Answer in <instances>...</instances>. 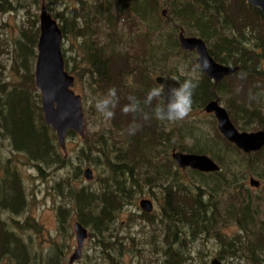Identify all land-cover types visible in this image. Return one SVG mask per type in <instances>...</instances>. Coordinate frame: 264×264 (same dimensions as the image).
<instances>
[{"label":"trees","instance_id":"16d2710c","mask_svg":"<svg viewBox=\"0 0 264 264\" xmlns=\"http://www.w3.org/2000/svg\"><path fill=\"white\" fill-rule=\"evenodd\" d=\"M54 1L0 0V17L10 13H19L22 8H25L27 12V19L19 25L18 35L11 38V44L5 37L0 35V55H11L14 62L12 68L15 70L16 75L22 79L19 81L15 78L10 82L0 83V137L3 134L11 135L15 152L18 155L29 154L31 160L38 163H48V160L50 162L55 161L57 156H54V151L62 149L60 144L56 143L58 136L56 138L53 128L45 122L42 99L40 92L36 90L33 73V66L37 59L36 48L40 37L38 14L33 9L39 8L41 3L51 7L54 5ZM112 1H105L108 13L99 22L101 26L108 25L110 29L107 34L108 44L97 46L96 43L99 41L94 38V42L90 41L91 44H88L87 59L92 64L94 74H96L95 77L98 79L96 85L106 94L110 88L116 89L118 102L113 109V120L119 128H122V131L123 129L126 131L124 135H127L126 141L129 145L126 150L118 151L115 160L109 162L111 173L103 180L102 192L89 195L87 193L90 191L89 188H84V190L78 192L80 210L84 207L81 210L80 220L83 221L86 218L85 209L92 214L98 210L93 205L94 198L92 197L97 196L98 200L96 199L95 205L101 210L102 216L100 219L98 218L99 220H96L97 223L93 222L97 225L94 228L99 232L109 231L110 229L113 231L114 226L108 222H114L115 218L117 219L122 213L123 207L130 203L136 195L142 194L145 188H152V190L160 191L163 196V200L160 201V204L162 202L161 211L163 217L166 216L165 233L167 241L170 242V247L167 249L159 247L160 253L154 254V258L151 259L153 262L156 264H190L186 251L171 246L177 244V246L185 249L188 241L192 240L190 233H188L189 229L195 232L193 236L209 234L213 239L221 241L223 239L222 231L218 228L217 220L222 216L221 213L225 212V214H228V216H225L227 220L237 222L241 232L238 239H242V243L240 247L237 245L223 247L219 255L223 263L264 264V226L263 223L259 224L258 222L260 205L254 204L251 192L246 189L244 182L234 187L226 178V168L231 169V172L228 173L231 174L234 169L240 170L247 168V166L249 168L254 166V162L246 161V159L250 160L251 158V160L257 159V167L253 170H255L254 173L261 171V176L264 172V151L252 154L244 153L246 156L244 165L239 160L232 159L231 154L228 151H223L224 148L217 143L207 144L211 143V140L200 141V135H196L197 132L194 129H190V133L187 135L185 134L187 131L184 132L186 128L180 126L175 130H168L161 122L156 120L160 126V129H158L153 115L156 104L150 106L144 104L149 92L146 68L156 71L160 60L165 62L166 59L168 60L170 56H173L176 52L179 53V51L193 56L181 48L179 37H177L181 31H184L187 37H200L203 39L207 47L209 46L210 55L217 63L225 66H237L241 62L244 64L243 66L249 67L247 65H251L252 62L248 63L243 58H245V53L249 54L251 52V49L243 50L238 44L227 41L223 37L225 31H231L233 34L238 35L244 33L241 35L246 36L247 32H250L246 30V27L256 28L258 27V21H261L262 31H264V19L260 9L252 7L247 0H121L120 4L117 3L119 9H127L128 6L134 5L136 7L134 12L138 13L137 18L142 21L143 19L148 21L164 5H168L170 8V15L161 17L159 20V32L152 31L149 28L147 38L139 33L133 38L132 42L135 41V47H138V44L142 47V52L145 54L142 57L139 53L133 55L127 50L122 51L124 46L121 45L124 40L121 41L123 39L121 32H117L118 35L115 37V41L112 39L113 32L117 30V22L111 11ZM97 11H100L99 8ZM57 18L61 19V15L59 14ZM130 22H132L131 17L128 23ZM64 25L65 23L62 27L60 25V28L66 36ZM6 27L7 24L0 23V29ZM111 29L114 31H111ZM81 30L80 27L78 31L74 32L78 38ZM222 30H224L223 33ZM121 31L123 32V30ZM160 32L163 35L167 33L163 40L159 38ZM96 33H98L97 29ZM259 42L260 45L257 46L264 51V47H262L264 40H258L256 44ZM210 43H213V45ZM129 47L132 48L133 44ZM152 51H154V54H151ZM255 53L256 49L249 55L256 57ZM64 58L66 60V57ZM145 58H147V62H144L143 59ZM129 60H132V62L129 63ZM258 60L260 62L264 61L263 54L259 55ZM142 62H144L142 65L144 69L141 67ZM148 62L151 63V67H149ZM5 69H7V66L0 61V82L3 81L4 77L2 75ZM66 69L68 70L67 61ZM134 70L136 72L135 79H132L130 89H128L125 74L130 75L128 72H134ZM131 76L133 77L132 73ZM185 78L178 77L177 79L182 82ZM242 79L245 85L251 83L250 78ZM152 81L155 83L153 79ZM155 84L157 86V83ZM212 89L213 85L210 80L207 76H204L193 96V111H201L209 102L218 99L214 96ZM95 90L98 89L95 87ZM102 90L99 89V91ZM229 93L237 97L236 93L238 92L232 87L229 89ZM228 95V93L221 94L222 97ZM129 96H134L140 101L141 112L125 114L122 111L124 106L130 103ZM144 114H148L150 119L145 120L143 118ZM133 125H139V128L135 130L134 134H130ZM176 131H178V134H176ZM48 132H52L51 138L48 136L50 134ZM121 137L125 138L123 135ZM189 137L199 139L197 143L203 147L212 146L213 153L205 151L204 148H200L196 152L183 150L184 147H179V144L182 143L181 141L184 138ZM175 140L177 143H175ZM173 149H180V151L189 154L211 155L213 160L218 161L220 164H226L223 165L224 167H220L219 172L209 174L191 169L182 171L176 169V165H174V161L170 156ZM103 151H106L104 146ZM90 152H92V148ZM215 153L220 155L221 158L217 159ZM3 167L4 161L0 159V173H3ZM37 167L44 172L40 165H37ZM9 172L11 176H8L6 180L3 179L4 176L2 175L0 179V212L19 214L20 210L24 211L27 204L21 192V180L18 173L11 171L10 167L7 166L5 173L8 174ZM255 175H258V173ZM232 176L234 178L239 177L237 173ZM196 177H199L200 182ZM185 180H190L189 184L200 193L195 192L196 194L193 197L194 193ZM9 189L12 194L8 193ZM223 198L224 200L227 199L225 204L222 203ZM259 200L264 204V198ZM6 204L9 207L6 210H11V212L1 210ZM222 204L225 211L221 208ZM163 217L161 225H159L154 219L151 220V216L146 213V221L152 222L154 230L158 233L161 232L160 226L163 225ZM13 222L19 224L16 220ZM33 229L37 232L41 230L36 224ZM204 240L206 239L204 238ZM236 240L233 239V242ZM114 242L116 243V240ZM119 242L122 246L123 241L119 240ZM121 246L117 250L114 249L115 253H107V264H123V259L119 253L120 250H123ZM29 249L30 246L26 245V241L18 236L10 225L2 223L0 218V264H29L31 260L33 264H45L43 259H41V262H36L42 255H40V258L33 259L32 256L36 257V253H31ZM156 252H158V249H156ZM241 253H245L243 255L247 260L238 259L235 262L234 258ZM59 262L57 256H54L49 259L48 264H59Z\"/></svg>","mask_w":264,"mask_h":264},{"label":"rangeland","instance_id":"374dc122","mask_svg":"<svg viewBox=\"0 0 264 264\" xmlns=\"http://www.w3.org/2000/svg\"><path fill=\"white\" fill-rule=\"evenodd\" d=\"M105 1L106 0H55L53 6H46L48 12L53 19L57 21L59 26L61 25L62 27L65 23L66 36L63 34L62 55L66 57L65 68L67 61V72L75 78V86L73 90L76 95L82 97L86 127L84 136L82 137L73 131L68 132L66 139L67 151L64 152L63 149L54 151V156L57 157L55 158V161L50 162V160H48V163L34 162L31 160L29 154L18 155L15 152L11 135L3 134L0 137V159L1 161H4L3 173H0V179L1 175L4 176L3 179L5 180L8 176H11L10 172L8 174L5 173L7 166L10 167L11 171L18 173L21 180V192L27 204L26 207L24 205V211L22 212V210H20L19 214L12 213L11 210H9L11 213L8 214L0 212L1 222L10 225L12 230L16 231L17 235L26 241V245L30 246L29 250L31 253H36V257L32 256L33 259L40 258V255H42V257L36 262H41V259H43L44 263L48 264L50 258L57 256V259L60 260L59 264H71L70 260L76 255L79 248L76 224L82 225V227L87 230L88 237L83 242L80 251V258L76 259L72 264H107V253H115L114 249L117 250L118 247L121 246L119 240L123 241V245L121 246L123 250L119 251L123 259V264H156L151 259L154 258V254L160 253L159 247L161 246L166 249L170 247V242L167 241L165 233L166 216L164 215L163 217V212L161 211L162 202L160 204V201L163 200V196L160 191L155 189L152 190V188H145L142 194L136 195L130 203L123 207L121 211L122 213L117 219L115 218L114 222H108L110 225L112 224L114 226L113 231L110 229L109 231L105 230L99 232L94 228L95 226L97 227V225L93 224V222L97 223L96 220H99L102 216V213L100 212L101 210L95 205L96 199L98 200L97 196L92 197L94 198L93 205L98 210L92 214L90 211L83 209L86 218L83 221L80 220L81 210L84 207L80 210V205L78 204L80 196L78 192L84 190V188L90 189V191L87 192L89 195L102 192L103 187L101 186L104 183L103 180L111 173L109 162L115 160L118 151H123V149L126 150L129 145L126 141L127 135H124L126 131L124 129L122 131V128H119L118 125L115 124L113 118L110 120H104L95 108L96 101L104 98L107 94L96 85L98 79L95 77L96 74H94L92 64L88 62L87 50L88 44H91L90 41H93L94 38L99 41L98 43L95 42L97 46L108 44L107 34L110 32V29L108 25L101 26L99 23L108 13L106 11L108 7L105 5ZM120 1L121 0L112 1L111 11L117 22V30L114 31L111 29V31H114L112 39L115 41V37L118 35L117 32H121V37H123L121 41L124 40L121 45L122 47L124 46L122 51L127 50L133 55L139 53L143 57L145 54L142 52V47L139 44L138 47H135L136 43L135 41L132 42L133 38L137 33L146 36L147 38L149 28L152 31L159 32V20L161 17H168L170 15V8L168 5H164L160 11L154 16H151L148 21H145V19L142 21L137 18L138 13L134 12V9L136 8L134 5H130V7L128 6L127 9L120 10L117 5V3L120 4ZM42 6L43 3L40 4L39 8L33 9V11L38 14L39 26ZM98 8L100 11H97ZM164 12L166 13L165 15ZM59 14L61 15V19L57 18ZM130 17L132 22L128 23ZM26 19L27 12L25 8H22L19 13H10L1 16L0 23L7 24V27L5 29H0V35L5 37L9 44H11V38L18 35L19 25ZM80 27L82 30L78 38L74 32L76 30L78 31ZM96 29L98 30V33H96ZM121 30H123V32ZM246 30L250 31L247 32L246 36L241 35L244 33L238 35L233 34L231 31H225L226 33L223 38L227 41H232L236 45L238 44L243 50L250 48L253 53V50L256 49L258 55L263 54L264 51L257 46L260 45V42L256 44L258 39L260 41L264 40V31H262L261 21H258V27H246ZM223 31L224 30H222V33ZM166 35L167 33L163 35V33L160 32L159 38L163 40ZM131 44H133L132 48L129 47ZM210 44L213 45V43ZM262 47H264L263 42ZM36 51L38 58V46ZM251 52L249 54H252ZM151 54H154V51H152ZM192 55L193 56H189L179 51V53L176 52L173 56H170L168 60L166 59L165 62L160 60L156 71L146 68V78L149 80L147 85L148 90L150 91L152 88L156 87L155 83L158 77L171 76L178 78L192 75L199 81V83L202 82L204 76H206L205 73L203 71H196L194 73L191 71L196 65H198L197 56L194 54ZM143 60L144 62H147V58ZM0 61L7 66V69L3 70L4 72L2 76L4 78L0 83L10 82L15 78L19 81L22 80L21 77L16 75L15 70L12 68L14 62L11 55H0ZM130 62H132V60H129V63ZM144 62L141 63L143 69L144 66L142 65ZM36 63L37 59L33 66L34 76L36 72ZM148 64H150L149 67H151V63L148 62ZM262 68H264V65H262ZM128 73L130 75L125 74V80L128 89H130L132 79H135L136 72L134 70V72ZM131 73L133 77L131 76ZM242 80V78L237 77H232L230 80H227L224 84L225 91H223L222 94L228 93L229 95L224 97L221 96L220 98L224 107L230 110L229 112L233 117L236 115L237 108L235 107L236 104L234 102H237V99L234 95L229 93V89L234 87L236 91L240 88L239 85H245ZM252 80L254 83L259 84L255 86H259L262 90L261 93L264 94L263 77H259L258 80ZM250 84L246 85L252 87L253 85ZM95 87L98 90H95ZM99 89L102 91H99ZM36 90L40 92L38 88H36ZM250 101V99L246 100V102ZM158 103H160L159 99L152 101V104L157 105ZM161 124L168 130H175V128L180 126L186 128L184 132L187 131L185 133L187 135L190 133V129H194L197 132L196 135H200V141L211 140L212 142L207 144L217 143L224 148L223 151H228L231 154L232 159L239 160L244 165L246 161L254 162V166L250 168L247 166V168L240 170L234 169V172L231 174H228L231 172V169L226 168V178L234 187L241 185L243 182L246 184V189L250 190L254 204L257 206L260 205L258 222L259 224L263 223L264 226V204L259 200L260 198H264V172L261 176V171L254 173L255 170L253 169L256 168L258 164L256 161L257 159L251 160V158L250 160L246 159L245 161L244 158L246 156L244 155V152L236 151V147L230 144L220 134L216 122L214 123L210 117L201 113L200 110H192L189 117L180 123L161 122ZM155 125L160 129L156 119ZM53 132H55L57 138L56 131L53 130ZM51 133L48 134L50 138ZM176 134H178V131H176ZM122 135L125 138H122ZM198 140L190 137L184 138L181 141L182 143L179 144V147H184L183 150L187 149L195 152L199 151L200 148H204L205 151H214L212 146L203 147L199 145L197 143ZM105 142L107 144L106 146ZM56 143L59 144L58 138L56 139ZM175 143H177L176 140ZM103 146L106 151H103ZM91 148L92 152H90ZM192 148L198 150H193ZM173 151L182 154H189L185 153V151H180V149H173L170 152L171 158ZM215 156L217 159L221 158L220 155L216 153ZM208 157L211 159L213 158L211 155ZM213 161L220 167H224L223 165L226 164L222 162V164H220L215 160ZM37 165H40L44 172L39 170ZM174 165H176L175 167L177 169L178 166L175 161ZM87 170L92 171V174H90L91 179L89 180L86 177ZM234 173H237L239 177L234 178L232 176ZM256 173H258V175H255ZM147 177L149 178L150 176L148 175ZM252 177L260 181L261 185L259 188L250 185V179ZM196 179L199 181V177H196ZM185 182L189 184L191 181L185 180ZM189 187L194 193L193 197L196 194L195 192L200 193L199 191L194 190L191 184H189ZM8 193L12 194V191L9 189ZM142 200H150L153 203V211L152 213H148V215L151 216V220L154 219L159 225H161V219L163 217V225L160 226V233L154 230L152 222L146 221L147 212H145L140 206ZM226 201L227 199H222V203L224 202L223 204H225ZM223 204L221 208L225 211ZM6 209H9L7 204L3 206L1 210L9 212ZM221 214V219L218 218L217 220L218 228L222 231L223 239H221V241L213 239L209 234L193 236L195 232L189 229L188 233H190L192 240L188 241L187 247L183 249L177 246V244H173L171 247L180 248L181 251H186L190 264H211L214 259H219L223 263L219 256L223 247L229 245H237L240 247L242 239H238L241 232L237 222L235 220H227L225 216H228V214H225V212ZM14 220L19 224H15L13 222ZM35 224L40 227L41 230L39 232L33 229ZM204 238L206 240H204ZM233 239L237 240L233 242ZM115 240L117 244L114 242ZM156 249H158V252H156ZM243 254L245 255V253ZM243 254L241 253L240 255H237L236 258H234V261L236 262L238 259L247 260ZM29 264H33V261L31 260Z\"/></svg>","mask_w":264,"mask_h":264},{"label":"water","instance_id":"95a60500","mask_svg":"<svg viewBox=\"0 0 264 264\" xmlns=\"http://www.w3.org/2000/svg\"><path fill=\"white\" fill-rule=\"evenodd\" d=\"M247 1L254 8L260 9L264 19V0ZM40 31L35 84L41 92L45 122L56 131L59 144L65 152L67 151L66 139L68 132H76L82 137L85 133V114L82 97L75 94L73 90L75 78L65 68V59L62 55V29L48 12L45 4L41 8ZM179 41L184 51L197 52L199 55L198 64H201L204 60L207 61L209 67L204 72L216 84L238 71L237 68L217 63L208 52V48L202 39L186 37L184 31H181ZM174 79L177 80L171 76L158 77L156 83L159 85L167 81L169 86L178 87V84L173 81ZM166 94L167 89L165 90ZM205 112L207 114H215L220 133L227 141L244 150V153H257L264 148V133H240L231 122L226 109L220 106L218 101L208 104ZM172 158L181 170L191 169L205 174L220 171V166L205 155L182 154L173 151ZM90 174H92V171L87 170L86 177L88 180L91 179ZM250 185L259 188L261 183L252 177ZM140 206L147 213H152L154 208L150 200H142ZM76 232L79 248L76 255L71 258V264L80 258L83 242L88 237L87 230L80 224H76ZM211 264L223 263L219 259H214Z\"/></svg>","mask_w":264,"mask_h":264},{"label":"clouds","instance_id":"9594fccd","mask_svg":"<svg viewBox=\"0 0 264 264\" xmlns=\"http://www.w3.org/2000/svg\"><path fill=\"white\" fill-rule=\"evenodd\" d=\"M209 67L206 60L201 64L196 65L191 71H203ZM178 84V87L169 86L167 81L152 88L146 96L144 101L145 105L150 106L152 101L159 99L160 103L156 105L153 110L154 118L161 122L175 123L184 121L192 112L193 96L196 89L199 87V81L194 76H187L182 82L179 80H173ZM167 94L165 95V90ZM130 103L122 109L125 114L141 112L140 101L134 97L129 96ZM118 102V97L115 88H110L107 95L98 99L95 103V108L98 114L104 120H110L114 116L113 109ZM145 120L150 119L148 114H144ZM139 128V125H133L130 134H134L135 130Z\"/></svg>","mask_w":264,"mask_h":264},{"label":"flooded vegetation","instance_id":"af4514ba","mask_svg":"<svg viewBox=\"0 0 264 264\" xmlns=\"http://www.w3.org/2000/svg\"><path fill=\"white\" fill-rule=\"evenodd\" d=\"M206 46H207V44H206ZM208 52H209V50H208ZM189 53L197 56V60H198L199 55L197 54L196 51L189 52ZM247 54L248 53H245V56H244L245 58H243V59L248 63L252 62L251 65L248 64L247 66H249V67H245V66H243L244 64L240 62V65L228 66V67L237 68L238 71L236 73L230 75V76H227L223 81H221L218 84H216L214 80L210 79L208 77V75L204 72V70H203V72L205 73V75L208 77L211 84L213 85L212 92L214 93V96L218 98V99L213 100L211 102L218 101L220 106H222L225 109H226V107H224V105L220 99L221 94L223 93V91H225L224 90L225 82L227 80H230L232 77L250 78L252 81L250 85H253L252 87H249L247 85H239L240 88H238L236 90L238 93H237V97H236L237 102H234L236 104L235 107L237 108L235 117H233L231 115V113L229 112L228 109H226V111L229 115L231 122L233 123L235 128L240 133H248V134L259 133V132L264 133V94L261 93L262 90L259 88V86H255V85H259V84L254 83L252 80V79L258 80L259 77H263V79H264V68H262V65H264V61L260 62L258 60L259 55H262V54L258 55L257 53H255L256 57H254L253 55L251 56V55H249V54L247 55ZM263 56H264V53H263ZM260 68H262V69H260ZM218 94H219V96H218ZM249 99L251 101L246 102V100H249ZM211 102H209L208 104H210ZM207 105H206V107H207ZM205 108L203 110H201L200 112L203 113L204 115H206L207 117H210L214 121V123L216 122L217 125L216 124L215 125L217 126V129L219 130L218 121H217L215 114L214 113L213 114H207L205 112ZM230 144H232V143H230ZM232 145H234V144H232ZM235 150L236 151H244L238 147H236ZM260 151H264V148Z\"/></svg>","mask_w":264,"mask_h":264}]
</instances>
